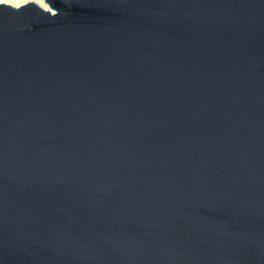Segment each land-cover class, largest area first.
Here are the masks:
<instances>
[{"label":"water","instance_id":"obj_1","mask_svg":"<svg viewBox=\"0 0 264 264\" xmlns=\"http://www.w3.org/2000/svg\"><path fill=\"white\" fill-rule=\"evenodd\" d=\"M0 4V264H264V0Z\"/></svg>","mask_w":264,"mask_h":264},{"label":"rangeland","instance_id":"obj_2","mask_svg":"<svg viewBox=\"0 0 264 264\" xmlns=\"http://www.w3.org/2000/svg\"><path fill=\"white\" fill-rule=\"evenodd\" d=\"M0 1H2V0H0ZM5 1H7V3H4V4H8V5H11L13 7H19V6L27 4L29 2H34V3L38 4L40 7L44 8V9H48V7L45 5L43 0H5Z\"/></svg>","mask_w":264,"mask_h":264},{"label":"bare ground","instance_id":"obj_3","mask_svg":"<svg viewBox=\"0 0 264 264\" xmlns=\"http://www.w3.org/2000/svg\"><path fill=\"white\" fill-rule=\"evenodd\" d=\"M4 3H7V1L5 0L0 1V4H4Z\"/></svg>","mask_w":264,"mask_h":264}]
</instances>
